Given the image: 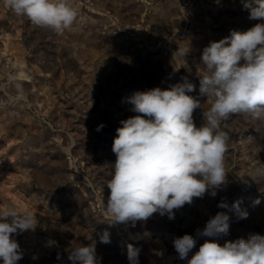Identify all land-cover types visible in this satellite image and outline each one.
I'll list each match as a JSON object with an SVG mask.
<instances>
[{
  "label": "rangeland",
  "instance_id": "1",
  "mask_svg": "<svg viewBox=\"0 0 264 264\" xmlns=\"http://www.w3.org/2000/svg\"><path fill=\"white\" fill-rule=\"evenodd\" d=\"M70 3L78 20L57 34L16 17L0 0V209L12 206L38 220L34 230L15 236L23 252L18 264H70L71 248L93 242L100 264H129V244L139 249V264H188L208 239L197 230L217 212L230 216L221 245L264 235V177L253 175L264 164V121L239 115L221 124L230 139L226 181L215 197L206 193L174 209V219L154 213L135 226L105 215L116 129L136 115L127 98L187 76L196 85L189 95L201 102L193 113L201 126L202 111L210 107L199 96L196 69L203 49L260 21L249 19L241 0ZM177 49L190 51L184 58ZM15 83L22 84L23 98H16ZM221 201L229 207L219 208ZM236 201L247 218L232 210ZM104 231L110 243L99 242ZM184 234L197 243L181 260L173 239Z\"/></svg>",
  "mask_w": 264,
  "mask_h": 264
},
{
  "label": "clouds",
  "instance_id": "2",
  "mask_svg": "<svg viewBox=\"0 0 264 264\" xmlns=\"http://www.w3.org/2000/svg\"><path fill=\"white\" fill-rule=\"evenodd\" d=\"M18 18L32 25L63 34L78 20V8L70 0H3ZM250 20L260 21L245 31L231 30L230 35L211 41L201 54L199 96L210 107L202 111L203 123L197 127L193 113L201 109L200 99L189 95L196 85L187 76L166 89L154 87L134 92L127 98L136 115L122 120L116 129L112 152L116 156L114 173L107 183L110 190L105 215L113 223L146 221L154 213L174 219V209L191 204L206 193L215 197L226 181L225 153L229 136L221 130L223 121L243 116L264 121V0H241ZM190 50L177 49L186 57ZM17 77L9 76L10 81ZM17 99L23 98L21 83H15ZM104 127L97 126V131ZM264 177V164L254 169ZM259 203V201H256ZM219 208H228L221 201ZM240 219L248 216L240 202L232 204ZM37 217L9 206L0 209V262L18 264L23 252L15 236L34 230ZM230 231V216L217 212L197 235L206 237L188 264H264V235L225 241ZM100 243H110L104 231ZM55 243L49 241V244ZM193 235L173 239V247L183 260L196 246ZM139 249L127 246L129 264H139ZM70 264H100L95 242L78 245L68 251Z\"/></svg>",
  "mask_w": 264,
  "mask_h": 264
}]
</instances>
